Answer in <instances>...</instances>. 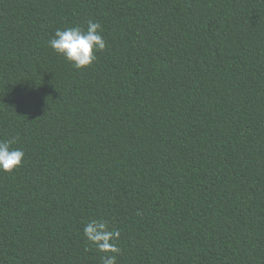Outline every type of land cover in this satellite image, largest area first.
<instances>
[{
    "label": "trees",
    "instance_id": "trees-1",
    "mask_svg": "<svg viewBox=\"0 0 264 264\" xmlns=\"http://www.w3.org/2000/svg\"><path fill=\"white\" fill-rule=\"evenodd\" d=\"M0 139V264H264V0H0Z\"/></svg>",
    "mask_w": 264,
    "mask_h": 264
},
{
    "label": "clouds",
    "instance_id": "clouds-1",
    "mask_svg": "<svg viewBox=\"0 0 264 264\" xmlns=\"http://www.w3.org/2000/svg\"><path fill=\"white\" fill-rule=\"evenodd\" d=\"M100 29V23L91 19L87 22L86 30L79 26L57 28L48 41V46L74 68L81 69L90 66L97 58L95 53L106 47ZM13 143L14 139H0V172L11 173L22 164L25 152L21 148H13ZM83 235L100 252H120L115 243L119 239L120 231L109 229L107 221L103 219H93L85 224ZM102 264H116V255L103 257Z\"/></svg>",
    "mask_w": 264,
    "mask_h": 264
}]
</instances>
